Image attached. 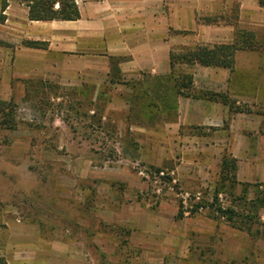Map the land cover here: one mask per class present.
<instances>
[{"label": "rangeland", "instance_id": "1", "mask_svg": "<svg viewBox=\"0 0 264 264\" xmlns=\"http://www.w3.org/2000/svg\"><path fill=\"white\" fill-rule=\"evenodd\" d=\"M188 67L176 65L173 74L191 73ZM176 96L169 74L77 88L42 84L19 100L0 98L12 103L14 120L0 129V210L38 223L49 239L75 241L94 264H137L140 249L130 236L150 241L152 232L170 229L186 232L189 262L264 264V237L256 232L262 227L232 226L209 205L190 211L203 200L246 214L236 197L247 181L214 200L228 148L212 130L167 124L175 119ZM258 216L264 223V209ZM206 230H213L210 237ZM232 230L247 234V246ZM101 233L115 242L114 260L96 249ZM164 243L169 249L166 237Z\"/></svg>", "mask_w": 264, "mask_h": 264}, {"label": "crops", "instance_id": "2", "mask_svg": "<svg viewBox=\"0 0 264 264\" xmlns=\"http://www.w3.org/2000/svg\"><path fill=\"white\" fill-rule=\"evenodd\" d=\"M4 1L1 10L0 0V98L4 99L19 100L42 84L77 88L85 82L107 84L115 77H166L171 49L231 43L237 30L264 40V5L258 0H75L79 17L73 20H31L24 0ZM201 17L217 21L204 23L198 20ZM23 40L44 45L27 46ZM233 58L231 70L198 63L188 67L194 89L222 93L228 103L177 95L175 119L167 124L212 130L213 140L225 144L236 158L237 180L260 182L264 180V50L237 49ZM10 213L8 208L0 210V257L6 264H94L75 241L62 236L49 239L38 223ZM212 232L206 230L204 235L210 237ZM231 232L240 239L239 246H247V234ZM152 234L150 241L130 236L140 249L137 264H197L189 262L186 232L170 229ZM95 241L96 249L114 260L111 235L101 233ZM201 243L206 245V239Z\"/></svg>", "mask_w": 264, "mask_h": 264}, {"label": "trees", "instance_id": "3", "mask_svg": "<svg viewBox=\"0 0 264 264\" xmlns=\"http://www.w3.org/2000/svg\"><path fill=\"white\" fill-rule=\"evenodd\" d=\"M27 6V17L31 20H73L79 17V10L75 0H24ZM260 5H264V0H258ZM5 7V1L1 2V10ZM3 20V15L0 14V21ZM199 21L204 23H212L217 21L215 17H201ZM250 35L247 31H236V37L231 43H218L211 46L196 45L193 48L171 49L169 52L170 75L173 78V86L176 95L191 96L204 99H218L223 103H228L225 95L222 93H214L207 90H194L192 86V74L190 72L174 73L176 65L185 64L191 66L195 63L223 67L231 70L234 65V52L237 49H257L264 50V40L259 41L255 38L247 37ZM22 43L27 46H43V42L35 40H23ZM229 107L232 108L229 103ZM12 103L0 99V129L10 128L14 125L13 117L11 116ZM236 158L229 155H223L220 162V178L215 185V194L213 196L216 201L217 192L229 191L232 187L239 183L236 179ZM243 186L241 193L236 197L237 200H242V205L247 209L246 214L237 212L232 205L221 206L220 204H207L203 200L194 202L190 211H195L198 207L209 205L212 210L218 215L224 216V219L232 226L240 229L250 230L252 225H258L261 230L256 229L260 236L264 237V223L258 220V211L264 209V180L260 182L248 183L240 182ZM251 187L250 198H247V188ZM182 216V211H179L177 217ZM0 264H6L5 260L0 257Z\"/></svg>", "mask_w": 264, "mask_h": 264}]
</instances>
